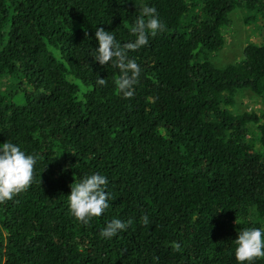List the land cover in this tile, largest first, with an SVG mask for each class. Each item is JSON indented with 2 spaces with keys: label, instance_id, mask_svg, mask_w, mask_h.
<instances>
[{
  "label": "trees",
  "instance_id": "trees-1",
  "mask_svg": "<svg viewBox=\"0 0 264 264\" xmlns=\"http://www.w3.org/2000/svg\"><path fill=\"white\" fill-rule=\"evenodd\" d=\"M144 4L165 28L129 54L141 75L125 99L93 34L127 43ZM235 7L264 18V0H0V143L36 160L0 203V264H236L239 229L264 230V116L228 109L240 90L264 96V40L213 66ZM93 172L111 199L85 225L66 197ZM113 218L131 224L100 238Z\"/></svg>",
  "mask_w": 264,
  "mask_h": 264
},
{
  "label": "clouds",
  "instance_id": "clouds-1",
  "mask_svg": "<svg viewBox=\"0 0 264 264\" xmlns=\"http://www.w3.org/2000/svg\"><path fill=\"white\" fill-rule=\"evenodd\" d=\"M137 8L135 20L130 26L133 39L127 43L118 44L113 32L102 28H96L93 34L96 47L91 57L99 65L110 64L118 70L112 83L117 94L125 99L133 96L134 86L141 75L140 65L129 54L147 46L149 38L163 32L165 28L155 7L144 4ZM95 83L103 87L106 80L96 78ZM35 163L34 156L26 154L18 144L9 140L0 143V203L11 200L30 186ZM107 184V178L96 172L84 175L71 184L66 197L67 208L77 222L86 225L109 207L111 195L106 191ZM140 223H149L147 215L140 218ZM130 224L131 220L113 218L100 230L99 236L110 239L125 231ZM233 243L232 255L236 264H253L254 260L264 257V230L259 227L239 229Z\"/></svg>",
  "mask_w": 264,
  "mask_h": 264
},
{
  "label": "rangeland",
  "instance_id": "rangeland-1",
  "mask_svg": "<svg viewBox=\"0 0 264 264\" xmlns=\"http://www.w3.org/2000/svg\"><path fill=\"white\" fill-rule=\"evenodd\" d=\"M228 26L223 28L222 47L208 56V60L217 68L232 64L242 58L247 44L260 45L264 40V18L260 14L248 13L242 7H235L228 15ZM1 87L9 90L12 84L7 80L0 81ZM264 96H257L248 90H240L234 96V105L228 111L234 115L243 112L264 116ZM250 134L257 139L256 126L249 127ZM258 150L256 143H252Z\"/></svg>",
  "mask_w": 264,
  "mask_h": 264
}]
</instances>
